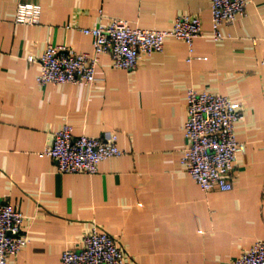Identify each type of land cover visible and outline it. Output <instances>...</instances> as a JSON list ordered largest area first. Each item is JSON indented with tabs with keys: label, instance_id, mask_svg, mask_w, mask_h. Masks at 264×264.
<instances>
[{
	"label": "crops",
	"instance_id": "obj_1",
	"mask_svg": "<svg viewBox=\"0 0 264 264\" xmlns=\"http://www.w3.org/2000/svg\"><path fill=\"white\" fill-rule=\"evenodd\" d=\"M38 4V24L14 23L19 4ZM197 15L200 36L167 38L161 53L131 72L102 55L91 86H38L46 45L91 53L81 30L111 19L170 30ZM211 38L209 0H0V203L23 216L28 244L6 264H60L93 226L115 237L128 264H231L264 240V0ZM192 88L241 105L234 127L245 144L230 191H202L179 160L186 145V92ZM64 124L76 136L116 134L119 157L94 175L63 174L42 156Z\"/></svg>",
	"mask_w": 264,
	"mask_h": 264
},
{
	"label": "built area",
	"instance_id": "obj_2",
	"mask_svg": "<svg viewBox=\"0 0 264 264\" xmlns=\"http://www.w3.org/2000/svg\"><path fill=\"white\" fill-rule=\"evenodd\" d=\"M209 1L214 41L223 39L221 26L232 25L237 18L246 16L251 2ZM40 17V5L21 3L16 8L14 23L35 25ZM81 32L93 38L91 53L48 44L38 58H27L29 63L36 62L40 66L36 77L38 86H91L97 81L95 69L102 55L110 57L113 68L131 72L143 58L161 53L165 39L170 37L187 45V61L190 62L194 59L193 41L200 36L201 20L197 15H181L170 30L158 31L132 28L127 21L114 18L107 24L98 23ZM261 66L264 67V57ZM186 102L187 118L183 125L186 145L179 163L202 191H230L229 177L237 156L245 150V144L239 142L234 133L235 124L243 118L241 105L228 97L192 88L186 92ZM116 142V134L103 138L76 136L72 127L64 124L41 155L52 158L59 173L94 175L100 162L122 155ZM23 221L24 216L13 206L0 203V264H6L28 244ZM129 260L115 237L93 226L81 238L78 248L62 252L60 264H128ZM231 264H264V240L254 242Z\"/></svg>",
	"mask_w": 264,
	"mask_h": 264
}]
</instances>
